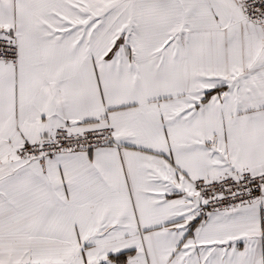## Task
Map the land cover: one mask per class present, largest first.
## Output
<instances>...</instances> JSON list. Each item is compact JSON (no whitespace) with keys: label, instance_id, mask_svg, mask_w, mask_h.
Returning a JSON list of instances; mask_svg holds the SVG:
<instances>
[{"label":"snow or ice","instance_id":"snow-or-ice-1","mask_svg":"<svg viewBox=\"0 0 264 264\" xmlns=\"http://www.w3.org/2000/svg\"><path fill=\"white\" fill-rule=\"evenodd\" d=\"M0 264H264V0H0Z\"/></svg>","mask_w":264,"mask_h":264}]
</instances>
